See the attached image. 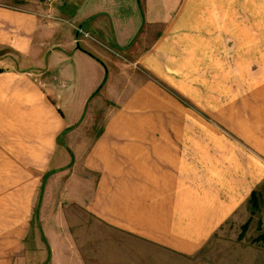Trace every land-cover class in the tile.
<instances>
[{
    "label": "crops",
    "instance_id": "crops-1",
    "mask_svg": "<svg viewBox=\"0 0 264 264\" xmlns=\"http://www.w3.org/2000/svg\"><path fill=\"white\" fill-rule=\"evenodd\" d=\"M241 28L264 39V0H0V264H33L32 216L38 264H145L143 243L189 256L240 216L264 179V102L256 135L242 122L224 143L177 98L212 108L195 76L245 60Z\"/></svg>",
    "mask_w": 264,
    "mask_h": 264
},
{
    "label": "rangeland",
    "instance_id": "rangeland-1",
    "mask_svg": "<svg viewBox=\"0 0 264 264\" xmlns=\"http://www.w3.org/2000/svg\"><path fill=\"white\" fill-rule=\"evenodd\" d=\"M48 1H51V5H53L56 4L57 0ZM46 15V17L52 19L60 18L58 15L51 14L50 12H47ZM76 28L77 27L75 26V29ZM82 31L87 33L85 30ZM249 32L245 31L244 28L240 29L241 38H243L241 41L245 42L240 45V53L246 56L245 60H224L222 62V68L217 67L214 63L213 66L209 65V69L206 71L200 69L195 76L194 85H203V87L197 88L198 90L201 88V91L197 94H195V88L193 87V98L196 99L197 95L200 97L198 101L201 100L203 103L205 102V99H207V101L211 102L212 108L202 107L201 110L194 104L196 100L189 101L183 96L181 97H183L184 100L177 98V100L183 105H186L184 102H188V105L186 106H189L196 112V115L202 116L203 119L209 123L208 131L206 132L212 135L214 141L216 136H223L224 143H226L229 140L227 139L228 137L235 136L232 132L233 130H239L242 128V125H240L242 122H247L245 125L249 124L252 127L251 132L249 131V133L256 135V133H254L256 129L253 126H255V122L257 121L250 114L251 112H256V110L250 109L249 107L252 106L249 104H252L251 102H264V90L261 92L255 91V88L260 87L264 83L263 76L255 75V72H257L256 69L264 67V39L258 36L260 35L258 30H255V37L252 36L253 31L251 29ZM261 35L263 36V34ZM54 37L61 38L62 36L57 32H50L46 35V41L49 42ZM253 38H256V41ZM258 39L261 40L258 42ZM252 40L255 41V43H253ZM244 53H247V55ZM248 53H250L252 60L247 59L249 56ZM161 86L167 91L172 90L164 83H161ZM221 102H223V106H227V108L225 107L226 109L219 108ZM219 111L224 112V115L220 118L221 122L217 124L215 123V112ZM102 116V109L97 108L93 111V115L86 124V132L88 136L92 137L98 131L102 122ZM192 117L194 116L192 115ZM194 123V128L195 126H200L195 119ZM257 123H260V121ZM259 128L262 130L264 126L259 125ZM241 134L246 135L245 132H242ZM236 141H239L240 144L244 143L240 138H235V142ZM257 157L264 163L263 157L258 155ZM253 191L256 198V204L253 205L251 203L252 199H248L242 214L240 216H234V219L232 218L231 220L225 221V223L219 227L195 253L189 256L177 255L176 258H174L175 256L173 255L161 252L157 256L154 247L147 245V243H143V262L145 264H264V242L255 239V236L262 233L264 228V179ZM39 196L40 195L38 194V199ZM247 218H249L247 227L242 231V234L239 235L241 230L240 225ZM36 219L37 216H32L24 238V249L31 252L30 255H32V259L34 260L33 264H38L40 259L39 253H37L36 242L34 241L33 236L29 234L31 231H36V233L39 231V224ZM258 221L260 222V225H258ZM96 227L95 241L98 243L96 249L99 252H103V248H105L102 247L104 234L102 230H99V228H101L99 224H97ZM123 240L125 242V238ZM139 243L140 242H138V244ZM133 244H135L134 239L128 238L127 246L130 247V245ZM103 254L105 253L103 252ZM114 254L115 248L112 253L113 257Z\"/></svg>",
    "mask_w": 264,
    "mask_h": 264
},
{
    "label": "trees",
    "instance_id": "trees-1",
    "mask_svg": "<svg viewBox=\"0 0 264 264\" xmlns=\"http://www.w3.org/2000/svg\"><path fill=\"white\" fill-rule=\"evenodd\" d=\"M249 199H252V201H251V203L253 204V205H255L256 203V198H255V195H254V191H251V194H250V197H249ZM248 219L249 218H247L241 225H240V232H239V235H241L242 234V231H244L245 229H246V227H247V223H248ZM258 223V225H260V222L258 221L257 222ZM255 239H259V240H262L263 242H264V228H263V232L262 233H260V234H257V236H255Z\"/></svg>",
    "mask_w": 264,
    "mask_h": 264
},
{
    "label": "built area",
    "instance_id": "built-area-1",
    "mask_svg": "<svg viewBox=\"0 0 264 264\" xmlns=\"http://www.w3.org/2000/svg\"><path fill=\"white\" fill-rule=\"evenodd\" d=\"M76 30H77V31H80V29H79V28H76ZM84 33H85V32H84ZM85 34H86V33H85Z\"/></svg>",
    "mask_w": 264,
    "mask_h": 264
}]
</instances>
